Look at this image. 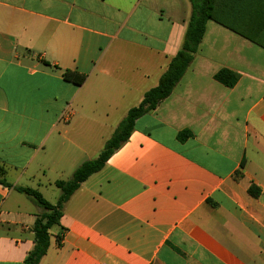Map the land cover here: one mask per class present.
Returning a JSON list of instances; mask_svg holds the SVG:
<instances>
[{
	"label": "crops",
	"instance_id": "obj_1",
	"mask_svg": "<svg viewBox=\"0 0 264 264\" xmlns=\"http://www.w3.org/2000/svg\"><path fill=\"white\" fill-rule=\"evenodd\" d=\"M191 12L188 0H0V167L13 185L0 184V264H24L44 212L14 187L56 205L55 183L158 86ZM223 69L240 76L233 88L215 80ZM60 225L40 264H264V49L209 21L173 93Z\"/></svg>",
	"mask_w": 264,
	"mask_h": 264
},
{
	"label": "trees",
	"instance_id": "obj_2",
	"mask_svg": "<svg viewBox=\"0 0 264 264\" xmlns=\"http://www.w3.org/2000/svg\"><path fill=\"white\" fill-rule=\"evenodd\" d=\"M188 1L191 4L192 12L182 48L170 61L158 86L149 90L141 104L128 112L98 158L82 164L70 180L55 183V186L62 191L58 203L51 204L37 190L28 187H14L18 193L27 195L44 209L43 214L37 217L33 226L35 246L24 264H40L50 248L51 230L61 226L65 204L80 189L81 185L91 176L100 172L114 153L130 139L136 122L141 117L154 112L161 102L173 93L193 63L209 21L217 22L264 49V0ZM49 66L51 65L49 64ZM63 79L82 86L87 76L77 72L64 71ZM215 80L227 88H233L239 82L240 76L228 69H223L215 75ZM192 136L189 131H183L179 133L178 140L185 141ZM242 167H244V163H242ZM4 173V169L0 167V184L12 188L13 185L2 178ZM255 191V188L251 187L249 194L257 197L259 191Z\"/></svg>",
	"mask_w": 264,
	"mask_h": 264
},
{
	"label": "rangeland",
	"instance_id": "obj_3",
	"mask_svg": "<svg viewBox=\"0 0 264 264\" xmlns=\"http://www.w3.org/2000/svg\"><path fill=\"white\" fill-rule=\"evenodd\" d=\"M56 191H57V193H59V194L61 193L60 190H56ZM54 202H55V201H54Z\"/></svg>",
	"mask_w": 264,
	"mask_h": 264
}]
</instances>
